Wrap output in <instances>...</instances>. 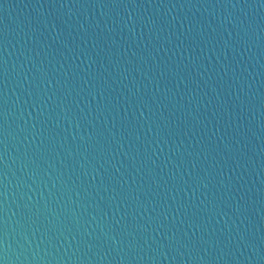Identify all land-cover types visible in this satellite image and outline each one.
<instances>
[{"label": "water", "instance_id": "1", "mask_svg": "<svg viewBox=\"0 0 264 264\" xmlns=\"http://www.w3.org/2000/svg\"><path fill=\"white\" fill-rule=\"evenodd\" d=\"M0 264H264V0H0Z\"/></svg>", "mask_w": 264, "mask_h": 264}]
</instances>
